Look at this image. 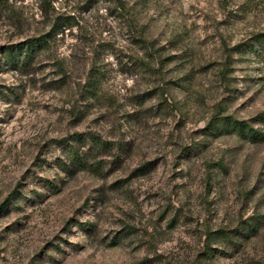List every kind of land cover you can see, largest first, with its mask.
<instances>
[{
	"label": "rangeland",
	"instance_id": "1",
	"mask_svg": "<svg viewBox=\"0 0 264 264\" xmlns=\"http://www.w3.org/2000/svg\"><path fill=\"white\" fill-rule=\"evenodd\" d=\"M7 2L0 264H264V142L212 127L264 111V63L237 53L264 0H146L149 70L109 1ZM57 16L27 69L4 58Z\"/></svg>",
	"mask_w": 264,
	"mask_h": 264
},
{
	"label": "trees",
	"instance_id": "2",
	"mask_svg": "<svg viewBox=\"0 0 264 264\" xmlns=\"http://www.w3.org/2000/svg\"><path fill=\"white\" fill-rule=\"evenodd\" d=\"M112 5L114 11L109 10V16H115L119 20L127 19L128 25L131 28L133 23L134 33L132 39L143 52V57H137L135 66L139 69L149 70L150 57L154 56L153 52H158L154 45L148 40L146 35V25L141 22V13L146 6V0H106ZM7 0H0V10L7 5ZM73 16H57L54 21V28L47 33L41 34L36 38H29L20 45H10L3 51L4 58L15 64L18 69H27L30 65V60L34 55L40 53L48 48V42L53 37V32H57L56 28L62 29L67 24L72 26ZM77 23V22H76ZM237 53L244 57L246 55H253L259 59L258 63H264V33H257L252 36V42L243 43L237 50ZM146 60V61H145ZM96 78H91L88 82L89 88L95 87ZM259 121L264 123V111L259 112L254 118L250 120H238L232 116H218L216 122L212 125L218 133L235 134L236 136L252 141L264 142V130L259 127H254L250 121ZM78 153L74 150L72 159L75 167H81L84 164ZM141 168H136L133 172L139 171Z\"/></svg>",
	"mask_w": 264,
	"mask_h": 264
}]
</instances>
